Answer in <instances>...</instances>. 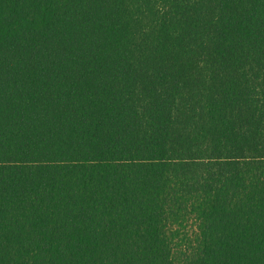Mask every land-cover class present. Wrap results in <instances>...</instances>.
<instances>
[{"label":"trees","instance_id":"16d2710c","mask_svg":"<svg viewBox=\"0 0 264 264\" xmlns=\"http://www.w3.org/2000/svg\"><path fill=\"white\" fill-rule=\"evenodd\" d=\"M0 264H264V0H0Z\"/></svg>","mask_w":264,"mask_h":264}]
</instances>
